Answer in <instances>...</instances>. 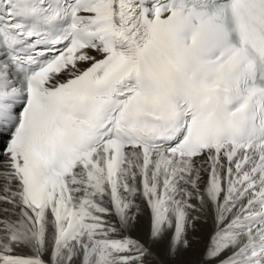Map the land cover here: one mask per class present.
Returning a JSON list of instances; mask_svg holds the SVG:
<instances>
[{"label": "snow or ice", "instance_id": "1", "mask_svg": "<svg viewBox=\"0 0 264 264\" xmlns=\"http://www.w3.org/2000/svg\"><path fill=\"white\" fill-rule=\"evenodd\" d=\"M0 264H264V0H0Z\"/></svg>", "mask_w": 264, "mask_h": 264}]
</instances>
